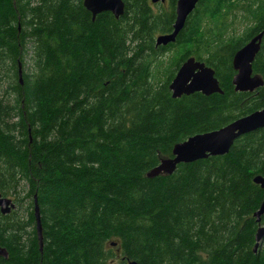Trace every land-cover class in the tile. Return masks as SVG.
<instances>
[{
  "label": "trees",
  "instance_id": "obj_1",
  "mask_svg": "<svg viewBox=\"0 0 264 264\" xmlns=\"http://www.w3.org/2000/svg\"><path fill=\"white\" fill-rule=\"evenodd\" d=\"M122 1L117 20L93 19L84 0H0V194L15 207L29 200L33 225L36 197L43 233L41 251L37 227L27 233L14 211L0 212L9 254L0 264H264V242L253 250L264 129L228 155L146 177L177 144L264 109V87L233 85L235 54L264 31V2L234 39L209 33L232 0H199L176 42L157 47L178 0ZM176 48L171 72L155 82L154 60ZM191 57L215 71L223 94L173 99L169 85ZM253 71L264 80V39Z\"/></svg>",
  "mask_w": 264,
  "mask_h": 264
},
{
  "label": "water",
  "instance_id": "obj_2",
  "mask_svg": "<svg viewBox=\"0 0 264 264\" xmlns=\"http://www.w3.org/2000/svg\"><path fill=\"white\" fill-rule=\"evenodd\" d=\"M151 3L165 5L167 0H151ZM199 0H178L176 3V20L173 30L169 34L157 36L156 45L168 46L174 44L179 34L184 29L189 17L195 12ZM85 9L95 19L97 15L109 12L117 20L125 14V3L122 0H84ZM264 39V31L252 38L234 56L233 67L236 72L233 85L238 93H253L264 87V80L260 75L254 74L253 63L261 50ZM20 82L23 84L22 67L19 68ZM173 99L202 93L205 96L223 94L219 81L215 77V71L204 62L191 57L186 60L177 71L174 79L169 85ZM264 129V109L253 114L241 117L226 127L204 134L195 135L187 141L177 144L171 158H162L155 168L151 169L146 177L155 179L161 176H172L176 173L180 164H192L210 157H223L228 155L234 143L241 137ZM254 183L264 189V177L256 176ZM15 209L11 198L0 194V212L3 216L10 215ZM35 217L40 249H43V233L41 226V215L37 198L35 197ZM260 227L256 234L254 253H258L264 242V201L260 209L254 214ZM116 246L115 243L112 244ZM8 251L0 246V257L8 259ZM130 264H136L130 263Z\"/></svg>",
  "mask_w": 264,
  "mask_h": 264
},
{
  "label": "rangeland",
  "instance_id": "obj_3",
  "mask_svg": "<svg viewBox=\"0 0 264 264\" xmlns=\"http://www.w3.org/2000/svg\"><path fill=\"white\" fill-rule=\"evenodd\" d=\"M264 0H232L229 6L225 9L223 13V19L217 22V18L209 22V33L213 31L214 35L221 38H240L248 33V31L254 26L255 19L253 14L257 11L259 5H261ZM157 6H166L161 4H156ZM206 40H211V38H205ZM201 46V45H200ZM199 47V46H198ZM197 46L194 49L198 48ZM179 49H173L167 54L158 57L154 60L153 64V77L155 82L162 81L171 72L175 62L179 57ZM25 68L28 69L29 74L33 72V62H32V51H28L25 57ZM29 201V200H28ZM24 202L20 206H16L14 209V219H16L20 224L27 229V233L31 232L36 225L30 222V208L29 202Z\"/></svg>",
  "mask_w": 264,
  "mask_h": 264
},
{
  "label": "bare ground",
  "instance_id": "obj_4",
  "mask_svg": "<svg viewBox=\"0 0 264 264\" xmlns=\"http://www.w3.org/2000/svg\"><path fill=\"white\" fill-rule=\"evenodd\" d=\"M94 19V18H93ZM37 230V229H36Z\"/></svg>",
  "mask_w": 264,
  "mask_h": 264
}]
</instances>
